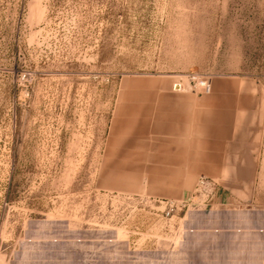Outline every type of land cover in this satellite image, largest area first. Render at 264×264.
Returning <instances> with one entry per match:
<instances>
[{
	"label": "rangeland",
	"instance_id": "rangeland-1",
	"mask_svg": "<svg viewBox=\"0 0 264 264\" xmlns=\"http://www.w3.org/2000/svg\"><path fill=\"white\" fill-rule=\"evenodd\" d=\"M145 74L257 96L225 179L169 214L117 190ZM0 264H264V0H0Z\"/></svg>",
	"mask_w": 264,
	"mask_h": 264
},
{
	"label": "crops",
	"instance_id": "crops-1",
	"mask_svg": "<svg viewBox=\"0 0 264 264\" xmlns=\"http://www.w3.org/2000/svg\"><path fill=\"white\" fill-rule=\"evenodd\" d=\"M211 86L206 94L187 89L172 75L126 79L122 130L129 139L121 153L122 160L132 165L119 170L123 180L117 190L145 191L150 197L178 202L193 194L202 176L218 184L225 179L230 149L248 129L257 96L252 85L236 74L218 75ZM204 217L217 224L221 215Z\"/></svg>",
	"mask_w": 264,
	"mask_h": 264
},
{
	"label": "built area",
	"instance_id": "built-area-1",
	"mask_svg": "<svg viewBox=\"0 0 264 264\" xmlns=\"http://www.w3.org/2000/svg\"><path fill=\"white\" fill-rule=\"evenodd\" d=\"M192 89L194 91H198L200 93H210L211 91V80L210 79H197L196 77H192ZM215 182L212 180V179H209L207 177H200L198 182H197V185H196V190L201 194V195H206V196H209L210 193L212 192V190L214 189L215 187ZM169 201V200H167ZM171 202L172 206L171 208L167 211V213H171V211L173 210V205L175 203H179V202H174V201H169ZM186 203V200H182L180 201V204H185Z\"/></svg>",
	"mask_w": 264,
	"mask_h": 264
},
{
	"label": "water",
	"instance_id": "water-1",
	"mask_svg": "<svg viewBox=\"0 0 264 264\" xmlns=\"http://www.w3.org/2000/svg\"><path fill=\"white\" fill-rule=\"evenodd\" d=\"M175 88H176V89H179V88H180V84H176V85H175Z\"/></svg>",
	"mask_w": 264,
	"mask_h": 264
}]
</instances>
